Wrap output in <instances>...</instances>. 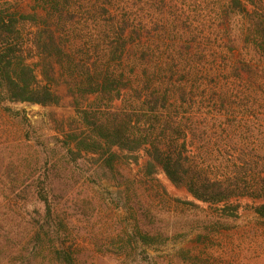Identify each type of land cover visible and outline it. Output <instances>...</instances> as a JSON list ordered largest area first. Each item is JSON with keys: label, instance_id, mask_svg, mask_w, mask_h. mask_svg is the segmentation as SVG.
<instances>
[{"label": "trees", "instance_id": "1", "mask_svg": "<svg viewBox=\"0 0 264 264\" xmlns=\"http://www.w3.org/2000/svg\"><path fill=\"white\" fill-rule=\"evenodd\" d=\"M32 2L31 13L0 2V103L57 106L62 87L85 127L69 136L72 162L98 156L114 173L143 153L144 177L161 171L224 218L258 202L250 209L264 220V0ZM49 192L31 189L0 246L21 264H79ZM159 239L95 246L124 255Z\"/></svg>", "mask_w": 264, "mask_h": 264}, {"label": "rangeland", "instance_id": "2", "mask_svg": "<svg viewBox=\"0 0 264 264\" xmlns=\"http://www.w3.org/2000/svg\"><path fill=\"white\" fill-rule=\"evenodd\" d=\"M0 2L23 13H31L34 5L32 0ZM56 94L61 98L57 106L0 103V234L7 219L32 201L31 189L43 184L70 220L68 230L81 248L79 264H264V220L250 209L258 202L244 199L236 218L220 217L161 171L144 177L143 153L135 164L124 160L114 173L104 170L98 156L72 162L69 136L81 135L85 127L65 89ZM7 203L17 207L10 211ZM137 233L160 236L159 243H137L124 255L102 254L105 249L95 246ZM13 250L0 246V264H21L8 255Z\"/></svg>", "mask_w": 264, "mask_h": 264}]
</instances>
